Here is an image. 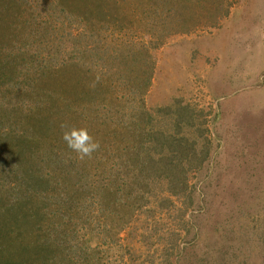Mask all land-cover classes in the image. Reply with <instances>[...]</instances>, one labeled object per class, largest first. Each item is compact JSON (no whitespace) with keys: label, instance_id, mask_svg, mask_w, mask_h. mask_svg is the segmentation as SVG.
Segmentation results:
<instances>
[{"label":"rangeland","instance_id":"374dc122","mask_svg":"<svg viewBox=\"0 0 264 264\" xmlns=\"http://www.w3.org/2000/svg\"><path fill=\"white\" fill-rule=\"evenodd\" d=\"M95 1L105 6L84 8L92 17L84 29L76 26L81 0H0V122L24 121L30 110L38 123L29 133L41 142L14 151L1 140L2 183L8 192L51 172L49 189H30V204L15 208L18 222L0 218V229L15 233L0 255L44 264L48 241L62 251L51 264H264V0H164L152 16L155 0ZM182 15L199 23L181 24ZM148 18L161 27L151 33ZM143 44L153 68L146 90L130 82L145 80V67L127 61L145 60L135 55ZM66 62L73 71H62ZM50 72L69 89L50 96ZM137 108L151 114L146 131L189 136L179 146L184 194L153 178L119 183L133 170L134 140L120 122ZM49 112L87 128L99 150L79 159L59 120L60 129L54 121L44 129Z\"/></svg>","mask_w":264,"mask_h":264},{"label":"trees","instance_id":"16d2710c","mask_svg":"<svg viewBox=\"0 0 264 264\" xmlns=\"http://www.w3.org/2000/svg\"><path fill=\"white\" fill-rule=\"evenodd\" d=\"M85 1L81 0L82 4H79L80 8L78 9V14L76 15V26L77 27L81 26L84 29L91 24V22L89 21L90 19H92V17H90L88 13L85 12L86 9L84 8L85 7L89 9L91 8V10H95L96 8L98 10V9H101L103 6H105L103 2L102 4L101 2L99 3V1H95V0H85ZM165 2H166V6L167 4L170 7H173L175 5L174 0L169 1V2L166 0ZM163 3H164V0L159 1V2L155 0V3H153L152 5H149L148 6L149 15L148 16H152L150 14L151 10L153 11L152 14L156 12V9L154 8L155 5L156 7H159V6L161 7V4ZM89 4H91L92 6H90ZM174 12L176 14V10H174ZM171 13L173 14V10L171 11ZM147 14H144V16L147 17ZM182 17H183L182 20L180 19L179 22L181 24L182 22L183 24H186L185 23L186 21L185 20L183 21V19H186L187 16L182 15ZM187 18L189 19L190 22L195 23V24H198L199 23L198 21L200 20L199 18H193V19H190L189 17ZM83 19H86L88 22H85ZM151 19L152 18H148L149 21L147 20L145 21H146V24L150 25V26L147 25V27L149 31H151L152 33L154 29H156L157 27L159 28L161 26H159L160 23L157 24L158 20L155 19L152 21ZM93 24L94 22H92V25ZM80 32L81 31H79V33ZM163 43L164 41H162L161 44ZM156 46H158V43L156 44ZM136 48L138 49L137 50L138 52H136L135 55L144 57L145 60H127V61H129L130 63H137L141 67L147 66L145 64L147 63V60H152L151 51H149L147 45H144V44L140 46H136ZM72 68H73L72 65L69 66V63L66 62L63 66L62 71L64 72L71 71V70L73 71ZM144 70H145L144 73L147 72L146 73L147 76L145 80L142 79V80H139L141 82L139 81L137 82V79H136L135 81L130 80V82H134V85L136 86L139 85V83H142L139 89L146 90L151 85L153 68L145 67ZM50 73L52 74L50 77H48V79L50 81H53L52 83L49 81L47 82L49 85V88H53V91L49 92L50 96L52 95L51 93H54V91L57 89V86L61 87V89L62 88H66V90L69 89L68 88L69 84L67 83L68 81L67 79H65L64 77L54 76V72H50ZM33 81L38 82L39 80L33 79L31 82L34 83ZM39 82L43 84L44 80H40ZM25 113H26V116H25L26 119L24 121H23V116L20 118L19 116H16L14 119H10L7 121L6 123L7 127L3 125L5 118L4 120L0 122V125H1L0 145L1 144L5 145V143H3V141L1 140L3 138L5 139L6 136L9 137L10 139L6 141V143L7 142H10V144L13 143L14 151L17 150L19 146L23 149L26 145H28L29 147H32V146H36L41 143L39 142V140L31 138V135L29 133V131L31 130V123L32 122L38 123V119H37L38 117H36L35 114H31L30 110H25ZM132 114L133 115L129 117L130 119H129L128 124H125L124 122H120V123H122V125H125V126H122L123 130L127 129L128 133L134 136V140L132 142L133 145L129 147V150L127 151V155L130 156L131 161H132L133 170L132 172H129L128 174H126V176L124 175L122 178H120L121 180L119 183H121L123 180L127 179V177L131 175H132V181L135 183H138L141 181L146 182L150 180L151 178H153V179H158L159 181L162 180V182H164L167 185L166 187L168 189V193H172L173 196L177 197L181 194H184L189 185L188 184L189 183V173L184 168V163L186 161L183 159L185 157L181 159V156H180V154L182 156H185L183 155L184 148L183 147L179 148V146H183L186 143H188L185 140L189 138V136L180 138V140H175V138L172 137L171 134H169V136L165 138L166 136L165 134H162V132H156L153 129H149V131H146L147 130L146 128L152 127L151 122H150L151 114L147 110H141L140 108H137V112H132ZM56 119L59 120L58 124L60 126L64 124V119L61 113L59 114H55L51 112L47 113V115L44 117V129L47 130L50 127L51 121L55 122L54 129L55 128L60 129V127L56 125ZM8 123H9V127H8ZM39 123H41L40 120H39ZM144 125L146 126V128H144ZM68 126L71 127L70 125ZM118 129L120 130L121 127L120 128L118 127ZM58 132L59 131L54 130L55 134ZM173 135L175 136V134ZM60 136H63V133H60ZM20 137H23V138L19 140L18 142L14 140ZM27 138L29 141H24ZM114 142L116 143L115 140ZM162 142L167 145L169 144L170 149L168 147H163L164 144H161ZM110 150H111V145H110ZM19 153L21 154V151ZM194 159H198V158L195 157ZM50 173H51L50 171L48 172L46 171L44 174L43 173L38 174L36 172H33L31 174L32 177L30 178L29 184L27 185L25 184L17 185L16 184L15 186H13L16 188L9 189L8 192L5 190V185H3L2 178L0 176V218L1 217H6L7 219L9 218L11 224L14 221L18 222L19 220L18 216L20 215V209H15V208H18L17 206H21L25 208L30 204V199L32 198L31 190L38 191V188H44L45 191L48 190L49 187L51 186V181L49 179ZM51 179L53 178L51 177ZM118 188L122 189L121 186H119ZM133 208L134 210H136L135 206ZM3 223H4V226H6L7 222L5 220H3ZM0 231L2 232V236H0V250L5 252L9 248L11 249V245H12L11 240L13 236L15 235V233H11V230H9L8 227H5L4 229H0ZM21 236H22L21 240L22 242H24L26 238L23 235ZM53 247L54 246L50 245L48 241H45L44 243V264H51L52 263L50 262L51 257L54 255L59 256L61 254L62 251L61 249H59V247L56 249ZM41 248H43V245L39 247V249ZM20 249L21 251H25V253L28 252V248L24 247V244L20 246ZM16 251H17L16 249L13 250V252H16ZM0 257H1L0 264H13V261L10 258H7L5 261L4 259L5 254H1Z\"/></svg>","mask_w":264,"mask_h":264},{"label":"clouds","instance_id":"9594fccd","mask_svg":"<svg viewBox=\"0 0 264 264\" xmlns=\"http://www.w3.org/2000/svg\"><path fill=\"white\" fill-rule=\"evenodd\" d=\"M61 127L67 129L63 132V140L68 148L78 154L79 159L91 158L93 153L99 150V142L94 139L87 128L69 127L64 124Z\"/></svg>","mask_w":264,"mask_h":264}]
</instances>
